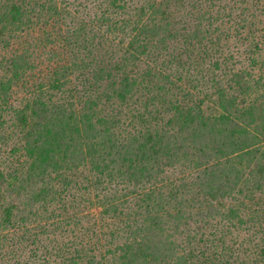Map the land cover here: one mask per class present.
Here are the masks:
<instances>
[{"label":"trees","instance_id":"1","mask_svg":"<svg viewBox=\"0 0 264 264\" xmlns=\"http://www.w3.org/2000/svg\"><path fill=\"white\" fill-rule=\"evenodd\" d=\"M262 65L264 0H0V264H264Z\"/></svg>","mask_w":264,"mask_h":264},{"label":"rangeland","instance_id":"2","mask_svg":"<svg viewBox=\"0 0 264 264\" xmlns=\"http://www.w3.org/2000/svg\"><path fill=\"white\" fill-rule=\"evenodd\" d=\"M247 67H249L250 69H251V66L249 65V66H247ZM237 68H244V66H242V65H237ZM253 74L255 75V77L257 78V77H259V76H264V65H262L261 67L260 66H257L256 67V69H255V71H253ZM29 88H32V86L30 85L29 86ZM21 90L19 93H15L14 94V96H13V101L14 100H18V99H20V97L21 96H25V91H23V89L22 88H20V87H17L16 88V90ZM15 90V91H16ZM210 104H211V102H210ZM48 248H46V247H43V246H41V247H37V252L39 253V254H45L44 252H46V250H47ZM46 258H42V263L43 264H52V262H53V259H52V257H49L46 261Z\"/></svg>","mask_w":264,"mask_h":264}]
</instances>
